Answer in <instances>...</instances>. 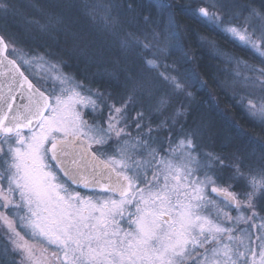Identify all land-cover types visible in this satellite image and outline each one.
I'll return each instance as SVG.
<instances>
[{
    "label": "snow or ice",
    "instance_id": "snow-or-ice-1",
    "mask_svg": "<svg viewBox=\"0 0 264 264\" xmlns=\"http://www.w3.org/2000/svg\"><path fill=\"white\" fill-rule=\"evenodd\" d=\"M159 7L160 23L141 24L142 9L125 0H0V264H264V143L246 164L203 151L207 124L185 127L182 104L155 122L196 79L178 67L189 54L174 10L189 9ZM193 15L258 56L260 66L211 45L223 86L264 128V0H205ZM17 18L22 34L9 31ZM83 18L123 59L104 61ZM63 56L83 74L65 72ZM96 75L122 82L126 97L93 88Z\"/></svg>",
    "mask_w": 264,
    "mask_h": 264
},
{
    "label": "rangeland",
    "instance_id": "rangeland-1",
    "mask_svg": "<svg viewBox=\"0 0 264 264\" xmlns=\"http://www.w3.org/2000/svg\"><path fill=\"white\" fill-rule=\"evenodd\" d=\"M204 2H205V0H198L199 5L197 6V8H195L193 13H195L198 10V8L203 5ZM15 3H16V5H15ZM29 3H31V2H28L27 0H15V2H13V4L17 7H21L22 5H27ZM256 3L258 5L260 3V0H256ZM26 9L30 10V8H26ZM26 9H25V11H26ZM194 16L197 19L201 20L204 28L210 30V33L214 34V36L218 33L220 35V39L222 41V42H216V41H211V40H208L205 38L204 40H201V42H200L201 46H203L204 49L206 50V52H207L206 54H209L208 55V61H207L206 65L209 67V69L212 72L209 75L211 82L214 83V81H215V84L218 88V91H220V95L223 98L226 97L228 99V101L231 103V105L234 104V105H232L233 107H236L239 109L240 117H243L247 123L254 125V128L250 127L249 128L250 130H247V131H250L251 134L246 136L245 137L246 139H244L242 136H239L238 133H235L236 128L239 127V129H240L242 127L241 126L236 127V125H234V123H231V125H230L231 126L230 129H232L233 133L230 131L229 127H228V129H226V128L225 129H219V130H217L218 132H216V131L212 130V128H213L212 125H207L203 131L202 137L199 140L201 148L203 151H212V152H216V153H223L226 155H229V154L234 153V152L241 153L247 157V159L245 160L246 164L247 163H253V162H255V158L260 155L259 145L261 143H264V136L259 135L258 133H253L251 128L258 129L260 131L264 130V128H262L258 123H255L254 121H252L249 118L246 109L237 102L239 100V95H237L236 99H233V89L231 87H224L223 86V81L225 79V75H224V73L219 72L218 69L224 68V65L221 64L220 59L216 55V50L211 45H212V43H215L217 48L223 49L229 53L235 54L240 59L247 60L249 63L255 64L256 66H260L259 58L256 54L252 53L250 50H244L242 45L237 46V44H233L232 42H230V40L226 39L223 34L219 33L217 30H215L211 26L205 24L199 16H197V15H194ZM11 24H13V26H16V28H18V29L24 27V31H25V23L22 19L17 18L15 20H13L11 22ZM13 28L15 29V27H13ZM9 31L13 32L10 29H9ZM129 31H136V30H134V28H132ZM13 33H15V32H13ZM96 36L97 37H96L95 41H99V43H103L105 45L104 61H108V62L113 61L117 58V56H120L121 59H123V53L119 52V49L117 46H115V45L109 46L110 41H108V38H107L105 33L100 32L99 34H96ZM25 48H26V50H27V48H32V49H35L36 51L41 50L39 47H37V43L32 42V41H29V43L25 46ZM63 59L67 62V65H68L64 69L65 72L76 74L77 72L80 73L79 70L83 71V67H84L83 64H80L75 58H71L70 61H68V59L65 56H63ZM187 62H185L183 64H186ZM168 63H172V61L171 62L168 61ZM129 64L131 67L135 68L136 70H139V64L138 63L137 64H131V61H129ZM105 67H110V64L102 63L100 68H96V67L91 68L89 73H88L89 77L91 78L93 76V74H96V73H103ZM178 67H179V65H178ZM23 70H25V69L22 68V71ZM32 71L33 70L29 68V69H27L26 74H31ZM179 71L181 74L186 75V73L184 74L183 70H180V68H179ZM231 71H232V69H228V72H231ZM98 78L101 79V76L96 75L95 79H98ZM103 80H104L103 85L105 87L104 90H106L108 92H112L113 95L116 96L117 99H120L121 97H126V93L123 92L122 82H120V87H116L117 80L112 79L111 81H109V78L107 76H104ZM90 82H91V79H90ZM97 84H98L97 81H94V83L91 82V86L93 88L99 87ZM188 85H189V87L187 88V92L191 93V96H188L187 94L174 96L171 100V106L168 108L167 112L164 115H160L159 113H153L156 123H159L161 120H163L165 118V116L171 115V113L173 111H175L177 108H179L181 104L184 106V108L187 111V115L182 116L181 120L183 121V123L186 122V119L189 115L188 109L195 108V105H194L195 101H193L191 99L192 95H194V93L192 91V86L190 85L189 82H188ZM111 89H113V90H111ZM236 91L238 93H240V95H244L246 93H249L251 90L242 89L240 86H237ZM251 98H252V95H249L248 98L245 99L244 104L246 105L248 103V99H251ZM142 102L145 104V108H147L148 102L146 100L142 101ZM138 107H139V104H138ZM199 112L200 111L198 110L197 115L199 114ZM200 122H201V120L198 119L197 122H195V123L191 122V124L187 123V124H184V126L185 127H195L198 124H200ZM177 127H179V125H177ZM247 145H249V146H247ZM254 147L257 148V151H255ZM72 187L76 188L74 186H72ZM77 190L81 191L82 194H88L87 191H84V190H81L78 188H77ZM256 223L258 225L260 222L257 221ZM242 227H247V226L242 225ZM253 231H255V230L253 229Z\"/></svg>",
    "mask_w": 264,
    "mask_h": 264
},
{
    "label": "trees",
    "instance_id": "trees-1",
    "mask_svg": "<svg viewBox=\"0 0 264 264\" xmlns=\"http://www.w3.org/2000/svg\"><path fill=\"white\" fill-rule=\"evenodd\" d=\"M27 1L33 2V0H27ZM12 2H15V0H12ZM35 2L37 4L46 5L48 0H35ZM125 2H133L140 6V8L142 9L140 16L141 24L143 22V16L145 15H151V17L154 20H156L157 23H160L161 10L159 6L161 4H165V3L179 4V5H184L189 9L187 13L183 11L174 10L177 12L175 19L177 23L181 26V30L182 31L186 30V35L184 38V46H185V50L189 54L188 62L186 64H180L179 68L180 70H183L184 74L185 73L186 75L194 74L196 77L195 81L188 80V82L192 86V91L194 93L191 99L195 101L194 103L195 108L188 109L189 115L184 124L187 123L191 124V122L195 123L197 122L198 119H200L201 121L202 120L205 121L207 125H212L213 127L212 130L218 132L217 130L219 129H225V128L228 129V127L230 129L231 123H234L236 127L238 126L242 127L240 129L239 127L236 128L235 133H238L239 136H242L244 139H246L245 137L251 134V132L247 130H250L249 129L250 127L254 128V125L247 123L243 117H240L239 109L233 107L232 105L234 104L231 105V103L228 101L226 97L223 98L220 95V91H218L215 82L212 83L209 77V75L212 73L209 67L206 65L209 54H206L207 53L206 50L204 49L203 46H201L200 43L201 37L216 42H222V41L218 33H217L218 35L216 34L214 36V34L210 33V30L204 28L201 20L197 19L193 15V11L199 5L198 0H125ZM26 11L32 13L31 9L30 10L26 9ZM81 25L85 29V32L83 33L84 38L87 40H96L97 37L96 34H99L100 32L97 30V28L93 27L90 24L87 18H83L81 20ZM13 27H15V29ZM125 27L128 30H131L132 28H134V30H137L135 24H131V25L125 24ZM10 30H12L16 34H22V32L24 33V27L18 29L16 28V26H13V24H11ZM89 33H92V35H89ZM97 42L99 43V41ZM36 43L37 45H39L42 44V41H36ZM65 57L68 59V61H70L68 56ZM173 59H175V57L169 58V61L171 62ZM79 71L80 74H83V71L81 70ZM95 81H97L98 82L97 85L101 87L102 90H104L105 88L103 85L104 80L98 78L95 79ZM198 110L200 112L197 115ZM253 128H251L253 133H258L259 135L264 136V130L260 131L258 129H253ZM230 131L232 132V129H230ZM254 149L255 151H257V148L254 147Z\"/></svg>",
    "mask_w": 264,
    "mask_h": 264
},
{
    "label": "water",
    "instance_id": "water-1",
    "mask_svg": "<svg viewBox=\"0 0 264 264\" xmlns=\"http://www.w3.org/2000/svg\"><path fill=\"white\" fill-rule=\"evenodd\" d=\"M22 70V69H21ZM17 102L20 103V102H26V101H20L19 98H17ZM67 180V178H65ZM74 187H76L75 185H72ZM78 189H81V190H84V191H87L86 189H83V188H78Z\"/></svg>",
    "mask_w": 264,
    "mask_h": 264
}]
</instances>
